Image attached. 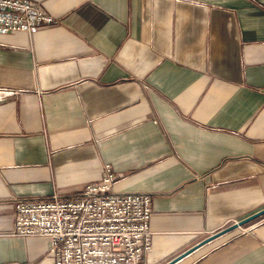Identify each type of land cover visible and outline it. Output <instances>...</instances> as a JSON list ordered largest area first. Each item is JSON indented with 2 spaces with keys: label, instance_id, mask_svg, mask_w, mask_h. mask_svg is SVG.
<instances>
[{
  "label": "crops",
  "instance_id": "obj_1",
  "mask_svg": "<svg viewBox=\"0 0 264 264\" xmlns=\"http://www.w3.org/2000/svg\"><path fill=\"white\" fill-rule=\"evenodd\" d=\"M33 1L57 23L0 34V264H54L14 199L104 163L152 199L142 264L264 208V0ZM172 264H264V214Z\"/></svg>",
  "mask_w": 264,
  "mask_h": 264
},
{
  "label": "built area",
  "instance_id": "obj_2",
  "mask_svg": "<svg viewBox=\"0 0 264 264\" xmlns=\"http://www.w3.org/2000/svg\"><path fill=\"white\" fill-rule=\"evenodd\" d=\"M54 23L36 1L0 0V34H33ZM100 171L76 196L14 199L13 235L44 237L54 264H142L151 247L152 199L113 192L116 172L109 163Z\"/></svg>",
  "mask_w": 264,
  "mask_h": 264
},
{
  "label": "water",
  "instance_id": "obj_3",
  "mask_svg": "<svg viewBox=\"0 0 264 264\" xmlns=\"http://www.w3.org/2000/svg\"><path fill=\"white\" fill-rule=\"evenodd\" d=\"M263 214H264V208H261L257 212H255V213H253L251 215H248V216L244 217V219H241V220H238L236 222L231 223L227 227L216 231L214 234H211V235H208V236L202 238L200 240V242H198L195 245L187 248L186 251L181 252L180 254H177V255L173 256V258L171 260H169L168 262H166L164 264H172V263L176 262L177 260L185 257L188 253H190L193 250H195L196 248L200 247L202 244L207 243L211 239H214L216 236H218V235H220L222 233L228 232L231 229H235V228H238V227H242V226H244L245 223H248V222H250V221H252V220H254L256 218H259V216H261Z\"/></svg>",
  "mask_w": 264,
  "mask_h": 264
}]
</instances>
